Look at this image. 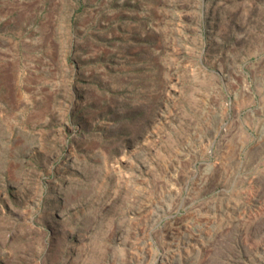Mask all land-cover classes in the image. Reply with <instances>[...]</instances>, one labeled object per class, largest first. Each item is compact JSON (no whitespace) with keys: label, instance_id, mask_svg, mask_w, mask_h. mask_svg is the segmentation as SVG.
<instances>
[{"label":"rangeland","instance_id":"1","mask_svg":"<svg viewBox=\"0 0 264 264\" xmlns=\"http://www.w3.org/2000/svg\"><path fill=\"white\" fill-rule=\"evenodd\" d=\"M239 35L264 55V0H0V264H264V107L215 59ZM165 109L230 149L170 212L137 148Z\"/></svg>","mask_w":264,"mask_h":264},{"label":"built area","instance_id":"2","mask_svg":"<svg viewBox=\"0 0 264 264\" xmlns=\"http://www.w3.org/2000/svg\"><path fill=\"white\" fill-rule=\"evenodd\" d=\"M237 38L240 40L230 41L231 45L228 50L220 51L215 55V59L218 61H242L245 68L242 71L243 81L246 82L244 85L248 92L251 90V96L246 104L250 109H261L264 107V90L261 89L263 95L260 97L257 93H253L251 85L253 83L255 87V82L248 69L250 65L258 63L264 58L262 49L244 53V48L237 44L238 42L244 44L247 37L239 35ZM217 43L223 44L224 38L221 36ZM206 56V50L202 46L197 57L201 61ZM261 72L264 75V69ZM170 103L172 101L169 100ZM166 110L154 118L143 139L137 143V148L140 153H148L152 159H156L153 162L159 166L160 173L157 176L158 180H154L153 183L154 197L157 199L155 204L167 206L168 212H170L169 208L172 205L178 206L188 202L191 205L198 203L201 195L200 189L204 187L202 175L219 170L221 164L218 157L222 152H228L230 149H223V146L227 147V142L218 137L217 132L207 134L210 127L205 121L193 120L180 115L169 117L165 115ZM171 114L173 115V110H171ZM225 124L226 122L222 126ZM222 126L218 132L224 133L225 129ZM240 152L238 151L235 156L237 157L235 163H243L242 158L245 155L242 156ZM153 169L156 170L157 168L153 167ZM193 182L197 186L198 192H195L193 199L187 201L188 195L193 191ZM177 214H181L179 207Z\"/></svg>","mask_w":264,"mask_h":264},{"label":"bare ground","instance_id":"3","mask_svg":"<svg viewBox=\"0 0 264 264\" xmlns=\"http://www.w3.org/2000/svg\"><path fill=\"white\" fill-rule=\"evenodd\" d=\"M263 125V124H262ZM262 128H264V127H262ZM263 258V257H262Z\"/></svg>","mask_w":264,"mask_h":264}]
</instances>
